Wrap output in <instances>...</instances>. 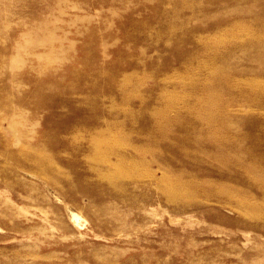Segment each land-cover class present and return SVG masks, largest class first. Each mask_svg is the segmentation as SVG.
Listing matches in <instances>:
<instances>
[{
  "label": "rangeland",
  "instance_id": "obj_1",
  "mask_svg": "<svg viewBox=\"0 0 264 264\" xmlns=\"http://www.w3.org/2000/svg\"><path fill=\"white\" fill-rule=\"evenodd\" d=\"M263 113L264 0H0V264H264Z\"/></svg>",
  "mask_w": 264,
  "mask_h": 264
},
{
  "label": "bare ground",
  "instance_id": "obj_2",
  "mask_svg": "<svg viewBox=\"0 0 264 264\" xmlns=\"http://www.w3.org/2000/svg\"><path fill=\"white\" fill-rule=\"evenodd\" d=\"M232 33V32H231ZM241 34V33H240ZM251 34V33H250ZM253 41V40H252ZM218 45V44H217ZM216 53V52H215ZM222 60V59H221ZM216 71V70H215ZM219 74V73H218ZM171 95V94H169ZM182 97V96H181ZM191 99V98H190ZM167 107V106H166ZM264 114V113H263ZM121 139V138H120ZM122 140V139H121ZM225 142V141H224ZM106 144V143H105ZM110 147V146H109ZM111 151V149L109 150V152ZM113 153V152H112ZM108 155V154H107ZM110 155V154H109ZM108 157V156H107ZM125 162V161H124ZM122 163V162H121ZM113 164V163H112ZM116 165V163H114ZM125 164V163H124ZM122 166V165H121ZM245 166V165H244ZM248 167V166H247ZM246 168V167H245ZM248 169V168H247ZM250 169V168H249ZM130 171V170H129ZM127 172V171H126ZM153 175V174H152ZM158 186V185H157ZM178 187V186H177ZM160 189V188H159ZM180 190V189H179ZM75 216V215H74ZM76 217V216H75ZM76 223V222H75Z\"/></svg>",
  "mask_w": 264,
  "mask_h": 264
}]
</instances>
